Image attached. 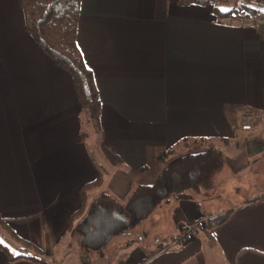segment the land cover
Returning <instances> with one entry per match:
<instances>
[{
    "label": "crops",
    "instance_id": "1",
    "mask_svg": "<svg viewBox=\"0 0 264 264\" xmlns=\"http://www.w3.org/2000/svg\"><path fill=\"white\" fill-rule=\"evenodd\" d=\"M77 44L100 99L94 134L73 77L27 31L21 0H0V216L45 259L11 261L0 249V264H60L74 251L81 264L66 234L81 186L100 174L88 201L101 191L125 201L156 181L164 153L184 138H208L225 154L212 196L226 194L223 175L264 180L262 17L227 24L210 4L81 0ZM245 109L261 113L250 130L241 127ZM233 187L244 197L208 213L194 198L173 199L90 264H211L205 248L212 264H264V181ZM165 207L173 218L159 214ZM229 210L211 241L206 218ZM165 221L174 225L154 233Z\"/></svg>",
    "mask_w": 264,
    "mask_h": 264
},
{
    "label": "trees",
    "instance_id": "2",
    "mask_svg": "<svg viewBox=\"0 0 264 264\" xmlns=\"http://www.w3.org/2000/svg\"><path fill=\"white\" fill-rule=\"evenodd\" d=\"M80 2L81 0H21L27 31L57 65L71 74L82 116L100 131L98 90L93 73L77 44ZM180 3L210 4L222 20L238 14L243 20L264 18V0H180ZM225 4L229 7H223ZM225 8L228 10H221ZM163 159L170 161L156 181L137 185L125 201H120L107 191H101L88 201L89 191L103 185L104 180L100 174L96 180L81 186V203L70 214L66 231L83 250L81 264H90L93 255L103 257L105 248L116 235L129 233L171 199H193L195 194L208 195L215 187L216 173L225 166L226 161L224 152L205 137L182 139L166 150ZM230 211L206 218L203 231L211 241V230L224 223ZM0 226L13 236L22 251L17 252V255L0 241V249L8 254L11 261L25 257L45 263L42 250L18 236L1 216Z\"/></svg>",
    "mask_w": 264,
    "mask_h": 264
},
{
    "label": "rangeland",
    "instance_id": "3",
    "mask_svg": "<svg viewBox=\"0 0 264 264\" xmlns=\"http://www.w3.org/2000/svg\"><path fill=\"white\" fill-rule=\"evenodd\" d=\"M224 6L229 7V5H226V4L223 5V7ZM84 119H85V117L83 116V120ZM86 128H88V127H86ZM90 128H91V132L93 134L95 131L98 132L95 128L92 127V124H91ZM217 174H219V173H216V175H215V187H214L215 189L213 188L214 190H211L208 195H205V194H195L194 195V199H196L198 201V203L201 205L203 211L206 213H208V211H210L211 208H214V207L216 208L218 205H221L224 207H230V205L233 202L234 197L237 199H241V197H244V195H242L241 193L237 194V192H236L237 190L234 189L233 184L238 183V184H241L243 186H248L249 183H251V184L257 183L258 184V182L263 183V181H264L263 179H261V178L259 179L254 175L253 176H248V175H246V176H239L238 175L237 176V175H235V176H229L226 178L223 175V176L219 177V179H220V184L222 183L221 185L225 189L226 194L225 195L219 194V195L212 196V193L215 192V190L217 188L216 180H217L218 176H220ZM172 200L173 199H171V201ZM171 203H173V202H171ZM159 214L166 215V217H168V218L174 217V213H173L172 209L169 207H165L164 210L161 209ZM169 224H170V226L174 225L173 223L166 222V221L163 223H156L154 226V233H158L157 231L160 227L159 225L167 227ZM145 226H148V223H146ZM137 230H138V232H134L133 236H138V235L142 234L141 228L138 227ZM153 236H154V234H152L151 237H153ZM181 238H182V236H181ZM0 241L3 242L4 244H6L11 249V251L13 253H17V252L21 251L19 248V244L13 239V236L2 226H0ZM208 250L209 249H207V248L203 249V251L205 252V255L207 256V258H209V260L211 261V264H212L214 259L212 258V256H210L211 255L210 253L214 254V252L209 251L210 252L209 253ZM76 262H77V253L74 251L69 255V257L63 263H60V264H76Z\"/></svg>",
    "mask_w": 264,
    "mask_h": 264
},
{
    "label": "built area",
    "instance_id": "4",
    "mask_svg": "<svg viewBox=\"0 0 264 264\" xmlns=\"http://www.w3.org/2000/svg\"><path fill=\"white\" fill-rule=\"evenodd\" d=\"M227 24H232L237 20L240 24L249 25L251 24V20H243L240 18V14L236 17H227L224 19ZM264 20V18H263ZM261 117V113L256 109H245L241 115V127L244 130H250L254 127L257 120Z\"/></svg>",
    "mask_w": 264,
    "mask_h": 264
},
{
    "label": "snow or ice",
    "instance_id": "5",
    "mask_svg": "<svg viewBox=\"0 0 264 264\" xmlns=\"http://www.w3.org/2000/svg\"><path fill=\"white\" fill-rule=\"evenodd\" d=\"M221 10H223V11H227L228 9L225 8V9H221ZM17 255H19V253H17Z\"/></svg>",
    "mask_w": 264,
    "mask_h": 264
}]
</instances>
